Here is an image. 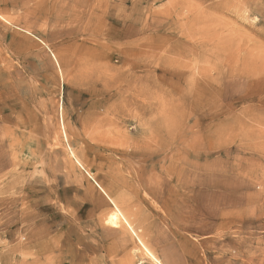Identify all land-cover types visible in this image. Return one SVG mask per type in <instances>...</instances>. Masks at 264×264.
Wrapping results in <instances>:
<instances>
[{
    "label": "rangeland",
    "instance_id": "1",
    "mask_svg": "<svg viewBox=\"0 0 264 264\" xmlns=\"http://www.w3.org/2000/svg\"><path fill=\"white\" fill-rule=\"evenodd\" d=\"M143 245L264 264V0H0V264Z\"/></svg>",
    "mask_w": 264,
    "mask_h": 264
},
{
    "label": "bare ground",
    "instance_id": "2",
    "mask_svg": "<svg viewBox=\"0 0 264 264\" xmlns=\"http://www.w3.org/2000/svg\"><path fill=\"white\" fill-rule=\"evenodd\" d=\"M86 171V170H85ZM103 191L107 194V192H106V190L105 189H103ZM110 199H112V198H110ZM121 216V217H120ZM123 219L124 220V222L128 225V227H130V229H132L133 230V227H132V225H131V223H130V221L128 220V218H126V216H124V214H123V212L121 211V209L117 206L116 207V209L115 210H113L110 214H109V216H108V218H107V220H108V222L109 223H111V224H114V225H117L118 223H119V220L120 219ZM133 232H134V230H133ZM135 233V232H134ZM141 243V242H140ZM142 244V243H141ZM144 247H145V249H146V251H147V253L158 263V264H163L161 261H160V259L157 257V256H155L153 253H152V251L147 247V246H145V245H143Z\"/></svg>",
    "mask_w": 264,
    "mask_h": 264
}]
</instances>
